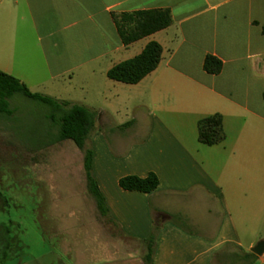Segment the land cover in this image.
I'll return each instance as SVG.
<instances>
[{
    "label": "crops",
    "instance_id": "0c3cea01",
    "mask_svg": "<svg viewBox=\"0 0 264 264\" xmlns=\"http://www.w3.org/2000/svg\"><path fill=\"white\" fill-rule=\"evenodd\" d=\"M151 10H169L171 24L124 43L121 15ZM150 42L162 47L155 70L135 84L109 77ZM0 70L96 113L93 174L135 252L79 264H147L155 225L153 264H230L253 247L241 232L259 225L264 202V0H0ZM217 113L227 137L206 145L198 122ZM151 172V193L120 185ZM256 256L241 264H264Z\"/></svg>",
    "mask_w": 264,
    "mask_h": 264
},
{
    "label": "rangeland",
    "instance_id": "374dc122",
    "mask_svg": "<svg viewBox=\"0 0 264 264\" xmlns=\"http://www.w3.org/2000/svg\"><path fill=\"white\" fill-rule=\"evenodd\" d=\"M10 103L12 115L0 113V264L93 263L135 252L98 211L83 152L72 140L48 145L51 108L21 94ZM259 163L264 177V151ZM260 205L259 225L241 232L245 248L264 239Z\"/></svg>",
    "mask_w": 264,
    "mask_h": 264
},
{
    "label": "trees",
    "instance_id": "16d2710c",
    "mask_svg": "<svg viewBox=\"0 0 264 264\" xmlns=\"http://www.w3.org/2000/svg\"><path fill=\"white\" fill-rule=\"evenodd\" d=\"M171 22L172 16L169 10H151L123 14L119 18L118 26L123 42L128 44L169 26ZM161 54V45L157 42H150L142 53L114 66L108 75L114 80L125 83H138L157 68ZM204 67L208 72L219 73L222 69V62L216 57L207 56ZM19 94L40 101L51 108L49 119L54 135L48 141V145L72 140L78 146L84 156L88 190L94 197L100 214L106 217L110 216L105 197L93 174L94 152L92 147L87 145L88 139L96 128L95 111L42 93L32 92L20 79L0 70V113L2 115H12L10 99ZM198 130L199 141L206 145L220 144L227 137L223 126V117L219 113L200 119ZM120 185L127 190L151 193L159 186V178L154 172L149 173L146 177L127 175L120 179ZM158 231L159 226L155 225L153 232L147 239L148 248L144 256L147 264H153ZM226 257L230 264H241L251 262V258L254 259L257 256L252 251H248L243 254L230 253Z\"/></svg>",
    "mask_w": 264,
    "mask_h": 264
},
{
    "label": "water",
    "instance_id": "95a60500",
    "mask_svg": "<svg viewBox=\"0 0 264 264\" xmlns=\"http://www.w3.org/2000/svg\"><path fill=\"white\" fill-rule=\"evenodd\" d=\"M254 254L262 256L264 254V239L260 240L250 249Z\"/></svg>",
    "mask_w": 264,
    "mask_h": 264
}]
</instances>
